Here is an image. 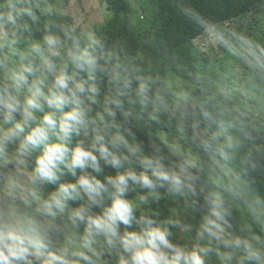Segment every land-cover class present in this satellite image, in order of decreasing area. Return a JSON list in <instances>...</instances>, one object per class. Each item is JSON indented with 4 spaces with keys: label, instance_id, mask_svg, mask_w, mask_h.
Instances as JSON below:
<instances>
[{
    "label": "clouds",
    "instance_id": "9594fccd",
    "mask_svg": "<svg viewBox=\"0 0 264 264\" xmlns=\"http://www.w3.org/2000/svg\"><path fill=\"white\" fill-rule=\"evenodd\" d=\"M0 4L6 8V11H0V72L4 74V83L0 85V114L3 116L0 167L14 165L16 170L15 177H9L6 182L5 195L11 203L0 207V264H107L106 255H115L118 264H208L213 253L221 264H230L236 259L237 251L243 252L238 264H264V250L257 248L251 239L228 233L232 214L222 194H204L199 187L198 173L202 169L196 160L183 156L179 161L169 162L165 155L168 146L165 140L161 141L164 147L148 145L153 154L146 155L143 148L129 142L123 126L116 123V109L124 107L119 97L132 89L131 69L119 61L113 62V54L105 49L101 40L90 37L89 44L81 47L73 29L61 26L62 38L52 33L51 23L45 26L42 43L33 42L28 50L22 51L16 47L20 43L18 33L30 30V26L21 21L28 17L36 23L39 21L38 12L52 14L54 6L49 0H6V3L0 0ZM206 30L214 39L215 32ZM238 39L241 49L235 54L240 55L250 69L264 71V45L244 36ZM65 50L78 72L88 73L93 81L91 86L87 81L69 76L66 66L63 69L57 66L53 58L62 59ZM13 56H19L21 60L15 69L10 67ZM36 61H39V68ZM37 70L43 75L30 82L29 77L35 76ZM97 73L106 74L119 91L116 97H105L103 112L93 118L90 115L92 105L97 104L96 97L100 93L95 84ZM48 76L52 77L51 86L47 83ZM136 81L141 106L147 109L151 105L154 113L161 109L172 111L173 115L180 112L179 131L183 133V122L189 113L180 100L183 99L185 104L187 100L178 97L169 106L162 96L153 94L150 76H137ZM25 87L28 95L21 99ZM37 112L43 116L38 117ZM17 115L21 119L18 120ZM124 115L127 117L130 113ZM152 119L158 120V117L154 114ZM220 127L223 134L236 126L221 124ZM241 133L244 139H252L242 129ZM81 134L91 137L90 146L80 140L70 147L74 136L80 137ZM128 134L131 135L130 130ZM194 139L199 140L205 152H215L225 161L233 159L229 150L236 151L244 146V139L231 136L219 145H214L207 133L197 134ZM10 145L16 146L12 156L8 152ZM176 152L179 153V149ZM35 153H39L35 167L28 171V161ZM132 157L138 158L142 171L137 172L131 167L125 169V164H132ZM101 161L116 170L114 176L106 177V183L88 172L90 168L95 173H102ZM242 163H250L253 171L260 170L257 163H251L250 157ZM77 170L83 174L75 183H60L47 199L37 191L47 185H56L68 173L76 177ZM134 185L148 191V195L139 197L141 204H148L149 197L159 202L163 197L158 189H165L168 195L192 198L205 213L197 232V243L186 247L173 242L171 228L181 227L184 232H189V225L172 219L160 221L145 213L137 219V206L127 198L135 191ZM108 186L113 190L112 203L105 206L104 194L109 191ZM238 187L233 181L230 191L234 196L238 195ZM85 196L89 205L76 208L69 214L75 228L82 223L86 225L83 235L67 236L63 246L50 247L51 234L61 231L56 221L68 210L67 201L83 200ZM17 200L27 208L35 206V217L40 219L22 214L16 206ZM93 205L101 207L102 214L93 215L90 211ZM134 222L139 231L121 232V224L130 229ZM98 237L104 238L103 247H97ZM255 239L260 242L259 237ZM221 247L230 251H221Z\"/></svg>",
    "mask_w": 264,
    "mask_h": 264
},
{
    "label": "trees",
    "instance_id": "16d2710c",
    "mask_svg": "<svg viewBox=\"0 0 264 264\" xmlns=\"http://www.w3.org/2000/svg\"><path fill=\"white\" fill-rule=\"evenodd\" d=\"M153 5L152 19L158 24V31L155 34V45H152V54L156 57L152 61H140L139 53L142 46V32L130 22V7L124 0H108L110 7L111 18L97 30L95 36L101 40L105 49L113 54L114 61H119L127 68L132 70L133 84L130 91H126L125 95L119 97L123 102V109H116L117 117L116 123L122 125L125 135L131 144L139 145L144 149L146 155H152V151L148 145L161 144V138L158 132L173 131L179 132L181 126L180 112L164 111L161 109L159 113H154L151 105L147 109L141 106L140 97L137 95L136 89L138 83L137 76L151 77L153 94L160 95L167 102L169 106L177 101L178 96L172 90L167 88L164 83V72L168 71L180 77L192 86L190 97L187 103L180 100V103L187 108L189 113L188 119L183 122L184 137L190 141L191 152L197 158L198 164L202 169L198 173L200 182L211 181L216 183L217 180L222 179L223 197L233 207L246 209H258L254 211L255 224L253 230L258 235L262 234L264 227V133L260 129L248 126H242L241 114H244V107L255 103L253 95L250 93V87L254 88V92L258 87L264 88V71L253 70L247 67L251 81L249 83L239 84L233 86L231 81L235 79H228L224 84L225 90L218 89L217 86L210 83L209 77L205 71V62L203 55L196 51L192 45L194 39L203 34L207 29L217 28L224 23L229 22L235 18L243 16L250 11L259 8L264 16V0H151ZM6 3V0H3ZM0 11H6V8L0 4ZM39 15V21L33 23L28 17H24L21 23H27L30 30H21L18 33L19 40L22 41H39L43 40L45 33V26L52 24V33L64 37L61 26H67L73 29V20L70 16L54 11L52 14ZM74 30V29H73ZM12 29L9 26V33L11 35ZM74 36L77 37V32L74 30ZM71 43L70 41H66ZM61 58H53L60 69L67 67L69 76H75L77 80L87 81L88 86H91L93 81L89 79L86 71H79L68 59L67 51L62 52ZM103 63V61L101 62ZM21 64L19 59L16 63V68ZM37 68H39V61H36ZM43 75L37 70L35 76H30L29 81L39 78ZM4 83V74L0 72V85ZM49 86L52 84V77H47ZM95 84L99 87L100 93L96 97L97 104L92 105L93 111L90 114L93 118L98 113L103 112L105 105V97H116L119 87L109 82V77L104 73H97ZM221 83V86L223 85ZM244 85V86H242ZM252 88V90H253ZM47 90V89H46ZM251 98V100H249ZM47 111V108L45 109ZM70 110V109H66ZM124 113H130L127 117ZM38 117H42L43 113L37 112ZM156 115L158 120H153L152 116ZM17 119H21L17 115ZM110 119V118H109ZM3 120L0 114V121ZM221 124L225 126L235 124V129H228L222 133ZM251 135L252 139H244L241 133ZM131 131V135L128 131ZM115 131L114 129L112 130ZM207 133L208 138L213 139L214 145L224 144L229 136L244 139V146L236 151H231L230 155L233 159L225 161L215 154V152L208 153L200 147L199 140L194 137L204 135ZM84 140L86 146H90L91 137H80L73 139L70 147H74L75 143ZM124 154L126 150L121 149ZM165 155L170 162V156L167 148H165ZM251 158V163H257L259 169L253 171L250 163H242L246 158ZM132 164H125V169L133 168L137 172L142 171L139 165L138 158L132 157ZM102 173H95L92 169L88 172L97 176L106 183V177L114 176L116 170L104 165ZM11 165L10 168H14ZM124 169H122L123 171ZM66 171V170H65ZM83 173L77 170V176L73 177L71 173L61 177V180L56 185L45 186V191L48 196L59 188L60 183H75L79 175ZM235 181L238 187V195H233L230 191L232 182ZM105 195V206H110L112 203L111 186ZM135 191L130 192L128 199H136L141 195H148V191L133 186ZM159 194L163 197L159 202L154 201L151 197L152 209L155 213H150L147 208L136 212L137 219L140 218L141 213H145L160 221L169 219L167 207L164 204L167 191L165 189H158ZM68 210L65 214L60 215L56 221L61 231L59 233L51 234L50 247L56 248L63 246L65 238L70 235L82 236L85 224H80L77 229L69 220V214L72 210L81 206L89 205L88 198L85 196L83 200H68ZM93 215L102 214V208L92 206L90 209ZM259 219V222H258ZM139 231V226L133 223V227L125 229L121 224V232ZM98 248L105 245L103 237H98ZM104 260L107 264H118V258L113 256H105Z\"/></svg>",
    "mask_w": 264,
    "mask_h": 264
},
{
    "label": "rangeland",
    "instance_id": "374dc122",
    "mask_svg": "<svg viewBox=\"0 0 264 264\" xmlns=\"http://www.w3.org/2000/svg\"><path fill=\"white\" fill-rule=\"evenodd\" d=\"M130 7V22L142 32V46L140 48V61H152L156 54H152V45H155V34L158 31V24L153 22L152 13L153 5L151 0H124ZM54 6L56 12L70 16L73 20V29L77 32L81 47L89 44V38L95 37L97 30L106 24L111 18L110 7L108 0H49ZM215 32V38H210L209 31L206 30L203 34L194 39L192 45L196 51L201 53L206 60L205 71L209 77L210 83L220 86L218 89L225 90L224 84L228 79H235L231 81L233 86L239 84L249 83L251 76L247 71L248 64L238 54L237 50L241 49V44L238 39L240 36L247 37L254 42L264 45V16L259 8H256L249 13L235 18L229 22L224 23L217 28L209 29ZM33 42L39 41H22L16 47L22 51L30 48ZM230 47L232 50H230ZM12 49L8 52L11 54ZM19 56H13L10 67L15 69ZM228 80V81H227ZM164 83L167 88L172 90L178 97L189 99L192 86L186 80L177 77L171 72H164ZM221 83L223 84L221 86ZM244 86V85H242ZM249 90L253 95V101L250 105L244 107V114H241L242 126H250L252 128L260 129L264 133V88L258 87L254 92L251 86ZM253 88V90H252ZM28 95L27 87L21 93V99ZM251 100V98L249 99ZM3 120L0 121V124ZM7 127V126H6ZM158 136L161 140L167 141V151L171 161H179L183 156H191L192 159L197 158L191 152L190 141L184 137L182 132L160 131ZM53 142H56L53 139ZM179 149V153L176 152ZM9 155L12 156L16 152V146L10 145L8 148ZM33 154L28 161V171L35 167L36 155ZM0 167V207H6L11 201L5 195L6 182L9 177H15L16 170L14 168ZM199 187L204 194L221 193L223 184L222 179L217 180L216 183L211 181H203L199 183ZM37 191L44 198H48L45 188H38ZM226 206L231 212V228L228 233L232 236H238L243 239H251L255 246L264 250V227L262 234L258 235L252 229L255 224L253 216L254 211L258 209L246 208L240 209L233 207L225 198ZM137 206V211L147 208L150 213H155L152 209V202L149 200L148 204H141L138 198L132 199ZM168 210L169 219L179 221L182 225L191 226V231L184 232L181 227H172L173 242L182 246L191 247L197 243L196 236L200 228L202 217L205 214L201 207H199L192 198L183 196L166 195L164 201ZM16 206L20 209L22 214L31 215L35 217V206L27 208L25 205L17 200ZM264 215V209H263ZM39 220V217H35ZM256 237L260 238V242L256 241ZM207 241H205V244ZM98 247V246H97ZM221 251H230L221 247ZM243 256L242 251L235 252V257L230 264H238L240 258ZM208 264H221L219 257L214 253L208 258Z\"/></svg>",
    "mask_w": 264,
    "mask_h": 264
}]
</instances>
